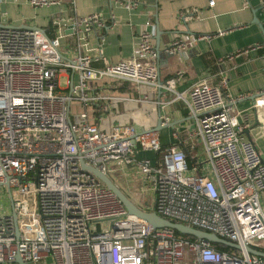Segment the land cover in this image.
Returning <instances> with one entry per match:
<instances>
[{
  "label": "built area",
  "instance_id": "2783aa9c",
  "mask_svg": "<svg viewBox=\"0 0 264 264\" xmlns=\"http://www.w3.org/2000/svg\"><path fill=\"white\" fill-rule=\"evenodd\" d=\"M28 4L40 9L58 0ZM119 4L127 11L138 6ZM52 24L53 36L36 27L0 25V186L10 201V208L0 209V264H14L16 256L27 264L45 257L52 264H160L161 253L169 254L172 264L189 254L191 264H264L245 250H264L254 246L264 241V163L255 145L241 137L242 127L231 122L222 92L225 80L215 86L196 82L187 100L175 93L174 100L186 101L194 129L186 139L174 133L161 162L137 159V152L161 150L157 132L132 124L104 130L96 122L102 117L90 122L88 114L106 112L114 101L95 92L92 85L99 80L173 92V79L159 81L155 25L143 24L130 58L108 62L102 58L101 33L107 26L100 14L55 18ZM92 37L94 49L88 47ZM211 37L191 36L190 42ZM64 38L72 42L62 45ZM188 45L175 35L165 54L184 56ZM61 47L70 48L71 56L65 57ZM253 103L264 109V92ZM186 145L193 153L201 150L204 160L195 157L189 165ZM82 161L106 176L115 166L137 168L153 194L148 211L239 249L221 252L130 216L113 192L81 168Z\"/></svg>",
  "mask_w": 264,
  "mask_h": 264
},
{
  "label": "crops",
  "instance_id": "0c3cea01",
  "mask_svg": "<svg viewBox=\"0 0 264 264\" xmlns=\"http://www.w3.org/2000/svg\"><path fill=\"white\" fill-rule=\"evenodd\" d=\"M133 1L137 8L127 11L119 2ZM214 2L209 6V2ZM58 0V4L33 9L28 0H13L6 4V23L12 27L31 26L41 28L49 36L54 35L53 20H66L71 16H85L98 13L106 22L101 34L105 40L101 48L102 58L116 62L131 57L138 43V34L143 24L155 21L161 32L158 57L159 81H175L173 92H159L149 87H136L120 81L99 80L92 86L96 93L109 96L114 101L106 112L92 113L89 121H96L100 128L107 130L117 124H132L138 130H151L159 126L158 138L161 147L173 143V134L187 138L194 122L184 100H174L175 93H183L188 99L190 88L204 80L222 89L226 107L234 126L242 127L241 137L250 140L264 163V109L253 106L254 97L264 92V0ZM114 17V21L110 17ZM255 20H258L257 24ZM222 33L218 35V33ZM175 35L183 36L188 45L184 56H167L165 48ZM212 35L209 40L191 43V36ZM72 42V38L61 39V44ZM155 44V42H154ZM259 46L254 49L255 46ZM96 39L90 38L88 47L94 49ZM234 54L231 61L226 56ZM100 66L101 62L95 63ZM243 96L241 99H238ZM186 114V115H185ZM168 121L167 124L164 122ZM177 124L170 127L169 124ZM191 158L195 153L185 146ZM201 147L199 146V149ZM137 159L154 161L153 152H137ZM113 183L136 205L140 203L142 177L137 168L115 166L109 175ZM149 192L148 188H144ZM151 192V191H150ZM152 193V192H151ZM264 211V192L260 194ZM147 206V204L145 203ZM152 206V205H151ZM141 208V207H140ZM143 209V208H142ZM145 210V209H144ZM160 264H172L167 253L159 256ZM191 255L177 264H189ZM27 264V263H25ZM36 264H52L49 257Z\"/></svg>",
  "mask_w": 264,
  "mask_h": 264
},
{
  "label": "water",
  "instance_id": "95a60500",
  "mask_svg": "<svg viewBox=\"0 0 264 264\" xmlns=\"http://www.w3.org/2000/svg\"><path fill=\"white\" fill-rule=\"evenodd\" d=\"M13 0H0V25L7 26L6 23V4L11 3ZM255 22L258 24L259 21L255 20ZM36 29H39L43 32L41 28L36 27ZM161 32L158 29L157 22L155 21V49L157 51L158 57L160 56L161 51L159 50V39H160ZM168 56V55H167ZM160 83V82H159ZM162 122L160 119L157 121V128L151 129L149 131L158 132L159 126H161ZM176 122H173L170 125V127H173L176 125ZM81 168L84 170L90 172L93 176H95L99 181H101L107 189H109L111 192H113L117 198L120 200L124 208L126 209L127 213L135 218L144 220L148 224H150L155 229H161V228H169L173 231L181 234V235H187L192 236L195 239L202 240L204 242H207L209 244L214 245H222L226 246L235 250H238L239 247L236 244H233L231 242H228L226 240L220 239L214 234H210L207 232L198 231L195 229H192L190 227L184 226L182 224H176L172 223L168 220H165L158 216L154 211H148L144 210L137 205H135L114 183L113 181L100 172L98 169L93 168L92 166H86L84 162H81ZM245 250L248 254H251L256 257H260L264 259V252L257 251L251 247H245ZM14 264H25L22 262L19 256H16Z\"/></svg>",
  "mask_w": 264,
  "mask_h": 264
},
{
  "label": "rangeland",
  "instance_id": "374dc122",
  "mask_svg": "<svg viewBox=\"0 0 264 264\" xmlns=\"http://www.w3.org/2000/svg\"><path fill=\"white\" fill-rule=\"evenodd\" d=\"M60 52L62 54H64L65 57L71 56V54H72V51L70 50V48H66V47H61ZM63 73H64V71L61 70L60 76H62ZM59 87H61V88L64 87V79L62 77L59 78ZM71 111L73 113V111H75V108L72 107ZM194 152H195V157L197 159H199L200 161L204 160V155L202 154L201 150L200 151H194ZM142 183H143V185L140 187H144V188L149 187L147 185V183L143 180V178H142ZM144 188L140 189V192H139V198H140L141 202L140 203L136 202V205L138 207L145 209V210H150V209H152L151 205L153 203V194L150 191L145 192ZM145 203L147 204V206L145 205ZM2 208H3L2 211L6 210L7 208H10V201H9V196L7 194L6 189L0 186V209H2ZM254 246H259V247L264 249V241H255ZM189 264H191V263H189Z\"/></svg>",
  "mask_w": 264,
  "mask_h": 264
},
{
  "label": "trees",
  "instance_id": "16d2710c",
  "mask_svg": "<svg viewBox=\"0 0 264 264\" xmlns=\"http://www.w3.org/2000/svg\"><path fill=\"white\" fill-rule=\"evenodd\" d=\"M162 153H163V148H161V150L155 154V156H156L155 160L156 161L161 162ZM187 160H188V164L189 165L194 162V159L191 158L188 153H187ZM174 235L176 237L182 238L184 240L195 241L194 237L187 236V235H181V234H179V233H177L175 231H174ZM211 245H212L213 248H215L216 250L221 251V252H232V251L235 250V249H232V248H229V247H226V246H222V245H214V244H211ZM258 250L262 251V252L264 251V250H260V249H258Z\"/></svg>",
  "mask_w": 264,
  "mask_h": 264
}]
</instances>
